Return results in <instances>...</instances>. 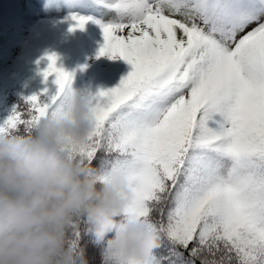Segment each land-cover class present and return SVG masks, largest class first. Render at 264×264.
Instances as JSON below:
<instances>
[{
  "label": "snow or ice",
  "instance_id": "snow-or-ice-1",
  "mask_svg": "<svg viewBox=\"0 0 264 264\" xmlns=\"http://www.w3.org/2000/svg\"><path fill=\"white\" fill-rule=\"evenodd\" d=\"M104 6L113 18L71 11L69 30L98 24L97 55L123 58L132 71L91 94L95 126L74 154L93 164L104 151L102 167L125 169L124 214L158 233L151 252L121 264H264V0ZM45 57L42 75L54 74L56 93L24 97L25 109L15 106L0 133L30 129L72 93L73 73L57 66L56 53ZM81 222L69 229L73 247ZM165 240L167 254L158 255Z\"/></svg>",
  "mask_w": 264,
  "mask_h": 264
},
{
  "label": "clouds",
  "instance_id": "clouds-1",
  "mask_svg": "<svg viewBox=\"0 0 264 264\" xmlns=\"http://www.w3.org/2000/svg\"><path fill=\"white\" fill-rule=\"evenodd\" d=\"M91 94L72 91L30 129L0 133V264H87L69 243L70 226L81 218L104 241L101 264L144 257L158 243L148 223L124 214L129 173L74 154L95 126Z\"/></svg>",
  "mask_w": 264,
  "mask_h": 264
},
{
  "label": "trees",
  "instance_id": "trees-1",
  "mask_svg": "<svg viewBox=\"0 0 264 264\" xmlns=\"http://www.w3.org/2000/svg\"><path fill=\"white\" fill-rule=\"evenodd\" d=\"M12 41H4L0 39V55H7ZM89 47L75 50L74 60L70 65L69 72L73 73L71 89L72 91L82 90V84L84 76L90 68V52ZM46 53H52L50 48H46L40 52H34L33 56L29 59L28 64H22L24 59H15L13 69L16 71L11 72V68L2 69L3 75H10L13 80L9 83L6 89L2 88L0 91V119L1 123L7 118L15 106H20L21 110L25 109L24 97L31 96L32 94H39L42 101H46L47 98L57 91V85L54 83L55 76L50 75L47 81L44 80L42 70L47 66ZM128 71H132V65L127 62ZM128 74L125 71V67L122 65L120 59L109 58L102 66L101 71L97 72L96 68L92 66L91 77L88 86L85 88L90 90L95 95L100 89L112 88V77H117L118 82L115 87L119 85L121 79ZM15 79V80H14ZM47 88V93L41 94V90ZM26 130L25 127L21 126L17 130L23 133ZM110 159L104 151H100L97 157L93 161L94 167H101V162ZM166 210V206H165ZM153 219L158 220L159 213L153 212ZM111 235V233H109ZM106 239V238H105ZM104 247V241L99 243L96 239H93V234L89 229V224L86 219L82 218L80 226V235L77 239L76 249L77 251L83 250V257L87 261V264H101V251ZM168 243L165 240L162 247L157 249V254H167ZM185 258L188 253L185 251ZM166 264V262H165ZM196 264H199L197 260Z\"/></svg>",
  "mask_w": 264,
  "mask_h": 264
},
{
  "label": "rangeland",
  "instance_id": "rangeland-1",
  "mask_svg": "<svg viewBox=\"0 0 264 264\" xmlns=\"http://www.w3.org/2000/svg\"><path fill=\"white\" fill-rule=\"evenodd\" d=\"M113 2V0H67L66 3L57 4H44L39 0H35L36 7H27L21 0H0V13L4 8L13 9L15 11H23V17L17 22L8 26L4 33L11 35H17L22 40L27 37H36L42 40L50 41L58 57L60 67H63L66 71L67 64L69 62V55L66 45L67 33H82L92 32L99 30L100 38L103 37L101 27L92 22L91 20L86 23L83 29L76 28L70 31V25L73 21L67 19L71 11L79 12L81 14H91V10H97L102 12L100 18L111 19L114 13L109 11L104 4ZM32 8V9H29ZM96 41V51L93 56L96 57L99 49L104 44L100 40ZM18 46L12 47V50L4 59L0 58V69L9 67L12 63V58L18 53ZM109 57V56H107ZM97 64V61H95Z\"/></svg>",
  "mask_w": 264,
  "mask_h": 264
}]
</instances>
